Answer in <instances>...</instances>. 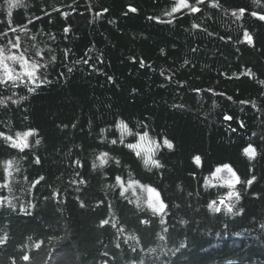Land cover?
Instances as JSON below:
<instances>
[{
	"label": "trees",
	"instance_id": "16d2710c",
	"mask_svg": "<svg viewBox=\"0 0 264 264\" xmlns=\"http://www.w3.org/2000/svg\"><path fill=\"white\" fill-rule=\"evenodd\" d=\"M210 2L189 0L199 12L182 9L168 17L176 0H23L9 16V0H0V47L19 36L30 59L42 53L47 68L41 74L50 81L31 93L25 84L0 85L6 105H0V132H37L24 152L0 140V185L11 188L0 187V237H8L0 264H25L24 253L31 264H264V86L258 83L264 81V22L247 13L240 21L231 16L239 8L264 14V7L218 0L220 7L212 8ZM129 5L137 11L127 12ZM241 26L254 46L237 42ZM248 69L252 78L242 74ZM225 114L233 119L225 121ZM118 120L134 133L174 143L173 150L157 152L162 168L149 171L132 150L111 144L120 138ZM129 142L137 137L126 136ZM249 143L258 152L254 161L242 155ZM101 152L111 159L93 170ZM8 160L16 165L6 178ZM223 163L242 179L256 176L250 188L236 185L238 203L225 199L243 209L240 215L225 214L220 204L229 189L211 172ZM117 176L124 184L131 179L154 187L168 208L154 215L132 196L121 197ZM80 179L87 183H73ZM212 201L220 213L208 209ZM103 219L110 223L101 228ZM133 235L139 244L124 242Z\"/></svg>",
	"mask_w": 264,
	"mask_h": 264
},
{
	"label": "snow or ice",
	"instance_id": "6c2138e0",
	"mask_svg": "<svg viewBox=\"0 0 264 264\" xmlns=\"http://www.w3.org/2000/svg\"><path fill=\"white\" fill-rule=\"evenodd\" d=\"M252 4L256 6L257 8L264 7V5L261 4V0H251ZM205 0H195V5L204 4ZM193 4L189 3V0H176V3L171 7L170 11H166L164 15L168 17L174 16L177 12L181 11L182 9H187L192 13H196L200 11V8L195 6ZM23 6V0H9V16L11 15V10L13 8H19ZM209 7L212 8H219L220 4L218 0H211V2L208 4ZM108 9H104V12H107ZM137 9L131 5L128 6L127 12L135 13ZM125 13V15L127 14ZM248 14L252 16L255 19H258L259 21L264 22V14H261V12L257 11H248L246 8H239L238 10L232 11L231 16L235 18V21H240L243 19L245 14ZM103 13H98L97 15H102ZM149 20L155 19L157 23H168L171 24L173 21L172 19L168 20H161L159 17H148ZM9 27H11V23H9ZM192 27L198 28L199 26L196 24H193ZM242 27V26H241ZM12 32H16V29L14 27L11 28ZM21 31H26L24 27L21 28ZM64 32L67 34L69 32V28L65 27ZM3 36H7L8 33L4 32L2 33ZM209 35H212V33H209ZM242 35L243 39H238L237 42L239 43H247L250 46H254V39L251 33L242 27ZM34 39V37H33ZM223 39V37H221ZM20 37L17 36L15 41H8V46L6 47H0V85H12L13 87L17 86L18 84H25L28 86V91L34 92L36 88L41 87L45 82H50L46 80V77H44L41 74V69H46L47 65L41 63L44 59V56L40 51L35 52V56L39 57V60L36 59H30L27 55L28 50L25 49L24 51H20ZM12 49H16L17 52H19V55L14 54L12 52ZM55 56L51 57V61H55ZM11 62V63H9ZM77 63H80V61H77ZM83 63L88 64V60L85 59ZM187 63V61H185ZM19 64L20 71H17L15 68V65ZM140 66L144 67V61H140ZM69 72L72 71L71 68L68 69ZM243 75L248 76L249 78H252L254 76V73L251 69H248L246 72L242 73ZM111 77H109V81H111ZM262 86H264V81H258ZM231 99V97H229ZM12 103H18L17 100H12ZM241 103H247L246 101H241ZM0 105H5V102L3 100H0ZM253 106L254 102H253ZM179 107V106H177ZM223 119L225 121H231L233 119L232 116L225 114ZM241 127H244L243 123L240 124ZM75 127V125H73ZM115 128L120 131V138L119 141L117 139L111 140V144L116 145L118 142L127 147L128 149L132 150L136 157L141 159L143 166L148 169L149 171L153 168L160 169L163 167L160 160L156 158L157 152L163 148H166L168 150H173L175 145L172 141H170L168 138H163L162 143L158 142L155 139H152L149 136L148 132H143V134L134 133L128 125L123 120H118L115 122ZM104 129H101V134L104 133ZM233 132L236 131L235 128L232 129ZM37 132L34 129H30L23 132H16L14 135H5L3 132H0V140L4 141L5 144L14 149L18 150L20 152H24L26 149H29L33 145L30 143L29 138L36 136ZM126 136H136L137 142L136 143H125V137ZM41 143L40 139L35 140V145H39ZM242 155L246 157L249 161H254L255 158L258 155L257 149L253 146L252 143H249L247 146L242 148ZM111 157L107 152H101L98 156H96V160L99 161V164L93 162L92 168L93 170L96 169H102L104 165H106ZM193 162L197 166H202V158L200 155H195L193 158ZM35 164H40L41 161L39 157H36L34 159ZM77 165L80 164L79 161L75 162ZM115 163L119 165L121 162L119 160H116ZM16 161L15 160H8L3 162L4 172L6 173V178L12 175V172L10 169L15 170ZM82 166V165H81ZM251 171V168L249 169ZM221 172H227L228 178L225 181L227 188L229 189L227 193L226 198H222L220 200V204L224 205V211L225 214H233V215H240L243 209L235 210V203H238L241 199V194L239 191L236 190V185L243 184L246 186V188H250L254 182L256 181V176L252 175L247 179H242L239 174L234 170V168L228 164L223 163L215 167L214 171L211 172V176L213 178H217L218 174ZM79 175V173H77ZM194 175V174H192ZM44 177H40L38 180L35 181L33 184V187H35L36 184H38L41 180H43ZM116 186L120 188V195L123 197L125 193L130 188H140L141 191H147L148 193V199L146 201L147 208L151 210V212L154 215H160L165 212V210L168 208V205L162 200L160 193L151 186L142 185L139 181L131 180L127 184V187H125L124 183L121 181V178L117 176L116 178ZM73 183H78L80 185H84L87 183L86 180L80 179L79 181H73ZM205 184H209V181L207 178H205ZM0 187L8 188L9 191H11V188L9 187L8 183H4L0 185ZM135 195V193H133ZM57 194L53 193V196L55 197ZM234 198L235 203L226 204L225 199L232 200ZM141 201V197L137 196V203L139 204ZM9 207H11L13 210H15L16 206L11 203V201H8ZM86 206L85 203H81L80 207L84 208ZM30 207H34V205H30ZM208 209L211 210L214 213H220L221 208L217 206L216 201H212L207 205ZM21 211H27L23 206L21 207ZM109 220L103 219L99 223V227L103 228L106 225H109ZM140 223L147 224V220H141ZM161 223L163 224L164 221L161 218ZM183 223V222H182ZM111 227L116 228V223H112ZM260 227L264 229V224H261ZM167 231V229H164ZM119 232L123 233L124 229L119 228ZM58 239H63L58 238ZM128 239L135 240L137 244H139V240L136 236H131L129 238L125 239V243L128 242ZM161 240L164 239L163 236L160 237ZM8 240L7 235L0 237V246L6 244ZM184 245L181 244V247ZM41 243H36L35 248L40 249ZM117 248H119V244L116 245ZM133 251H136L135 248L132 249ZM154 251V250H152ZM107 255V253H105ZM22 261L25 262V264H31V257L24 253L21 256ZM13 264H15V261H13ZM139 264H145L143 260L139 262Z\"/></svg>",
	"mask_w": 264,
	"mask_h": 264
},
{
	"label": "rangeland",
	"instance_id": "374dc122",
	"mask_svg": "<svg viewBox=\"0 0 264 264\" xmlns=\"http://www.w3.org/2000/svg\"><path fill=\"white\" fill-rule=\"evenodd\" d=\"M218 176L223 181H226L228 178V173L227 172H221L220 174H218ZM124 185H125V187H127V184H124ZM133 193H135V195ZM125 194L132 196L136 201H137V196H140L141 197V201H140L141 204L144 206H147L146 201L148 199V193L146 190L142 192L140 188H130V189H128V191Z\"/></svg>",
	"mask_w": 264,
	"mask_h": 264
}]
</instances>
